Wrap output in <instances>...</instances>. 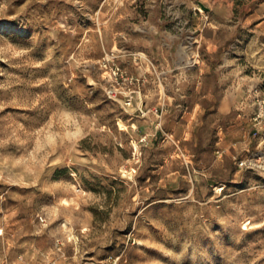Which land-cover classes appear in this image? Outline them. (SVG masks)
Returning a JSON list of instances; mask_svg holds the SVG:
<instances>
[{
  "label": "rangeland",
  "instance_id": "1",
  "mask_svg": "<svg viewBox=\"0 0 264 264\" xmlns=\"http://www.w3.org/2000/svg\"><path fill=\"white\" fill-rule=\"evenodd\" d=\"M262 100L264 0H0V264H264Z\"/></svg>",
  "mask_w": 264,
  "mask_h": 264
},
{
  "label": "built area",
  "instance_id": "2",
  "mask_svg": "<svg viewBox=\"0 0 264 264\" xmlns=\"http://www.w3.org/2000/svg\"><path fill=\"white\" fill-rule=\"evenodd\" d=\"M119 57L120 54L116 51L108 53L100 61V67L105 73L104 79L107 85V96L118 102L123 109L128 111L135 107V101L141 95V91L138 87L139 79L128 73L124 66L121 65ZM137 110L140 111L142 115L146 114L142 107ZM263 115L264 100L260 102L256 118H260ZM240 165L243 166L244 162H241Z\"/></svg>",
  "mask_w": 264,
  "mask_h": 264
},
{
  "label": "crops",
  "instance_id": "3",
  "mask_svg": "<svg viewBox=\"0 0 264 264\" xmlns=\"http://www.w3.org/2000/svg\"><path fill=\"white\" fill-rule=\"evenodd\" d=\"M146 101L144 99V95H140L136 101H135V107L133 109H131V114H135V111H138L137 109L142 107H146ZM149 116V115H148ZM149 118V117H148ZM156 121H152V124H154ZM236 139L234 137H232L231 135L227 134V135H223L220 137V144L222 145V147L224 149H221L223 151H229L230 149H232V147H235V141ZM219 152V150L217 151ZM219 156H221V153H218Z\"/></svg>",
  "mask_w": 264,
  "mask_h": 264
}]
</instances>
